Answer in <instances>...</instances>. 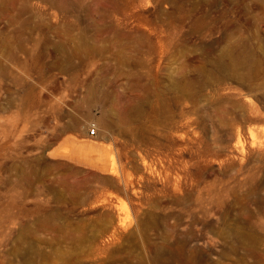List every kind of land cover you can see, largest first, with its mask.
Instances as JSON below:
<instances>
[{"label": "rangeland", "instance_id": "1", "mask_svg": "<svg viewBox=\"0 0 264 264\" xmlns=\"http://www.w3.org/2000/svg\"><path fill=\"white\" fill-rule=\"evenodd\" d=\"M0 264H264V0H0Z\"/></svg>", "mask_w": 264, "mask_h": 264}, {"label": "bare ground", "instance_id": "2", "mask_svg": "<svg viewBox=\"0 0 264 264\" xmlns=\"http://www.w3.org/2000/svg\"><path fill=\"white\" fill-rule=\"evenodd\" d=\"M236 65H235V63H232L231 64V67L228 70L230 72V74L236 75V67H235ZM112 111H115L114 105H112L111 108H110V110H109L110 113H112Z\"/></svg>", "mask_w": 264, "mask_h": 264}, {"label": "built area", "instance_id": "3", "mask_svg": "<svg viewBox=\"0 0 264 264\" xmlns=\"http://www.w3.org/2000/svg\"><path fill=\"white\" fill-rule=\"evenodd\" d=\"M90 134H95V127H94V126H92V127L90 128Z\"/></svg>", "mask_w": 264, "mask_h": 264}]
</instances>
